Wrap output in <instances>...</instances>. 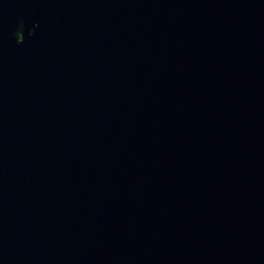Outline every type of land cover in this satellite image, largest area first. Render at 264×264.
<instances>
[{
  "label": "water",
  "instance_id": "95a60500",
  "mask_svg": "<svg viewBox=\"0 0 264 264\" xmlns=\"http://www.w3.org/2000/svg\"><path fill=\"white\" fill-rule=\"evenodd\" d=\"M0 264H264V0H0Z\"/></svg>",
  "mask_w": 264,
  "mask_h": 264
}]
</instances>
